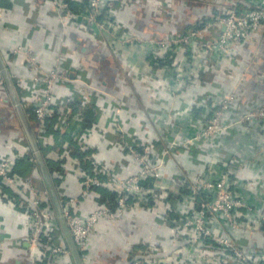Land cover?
<instances>
[{"label":"built area","instance_id":"1","mask_svg":"<svg viewBox=\"0 0 264 264\" xmlns=\"http://www.w3.org/2000/svg\"><path fill=\"white\" fill-rule=\"evenodd\" d=\"M45 2L56 11L62 32L71 29L94 40L108 41L121 65L113 79L118 82L128 77L141 86L151 115L141 123V133L127 130L121 116L125 104H98V98L106 100L107 95L92 89L96 78L78 87L76 83L83 81L86 70V65L76 60L80 43L69 47L48 72H43L32 49L19 46L13 52L27 56L31 75L18 77L14 83L24 108H31L34 113L44 148H52L58 142V135L47 132L54 117L55 130L62 132L71 124L82 122L83 110L92 106L96 111L97 119L90 127L71 132L90 169L83 166L82 159L71 156L68 143L63 145L67 151L59 156L67 161V173L79 180L80 194L63 197L55 184L84 264L89 262L90 239L100 221L117 224L129 214L157 212L162 205L165 214L157 220L171 228L174 243L187 239L189 249L194 251L192 259L189 250L187 257L182 255L180 264H264V248L246 252V247L238 242L256 234L264 239V0ZM187 6L202 9L181 33L171 28L165 36L144 35L131 31L123 20L124 13L137 7L139 12L154 16L156 13L151 25L161 23L159 26L163 27L166 11L176 16L184 13ZM8 12L0 8V19ZM253 46L257 51L253 55L249 52V57L258 63L250 69L246 68L249 61L242 58V52ZM131 50L145 51L152 65L146 69L138 67L127 55ZM245 68L240 78L245 92L238 86L229 91L223 87L232 75ZM206 76L216 80L207 83ZM206 84L217 92L186 99ZM0 88H6L1 70ZM63 89L69 93L62 94ZM77 98L81 110L75 112L73 103ZM179 101L182 102L176 109ZM3 102L10 103L8 97ZM154 108H161L162 112L156 113ZM106 116L108 132L103 128ZM242 136L253 142V156L249 149H243L240 157L228 155L223 143ZM102 139L112 154L124 155L131 164L134 162L132 174L126 176L122 165H107L98 148ZM13 143L11 153L0 152V198L20 220L22 238L17 241L23 252L22 261L74 264L36 159L27 176L17 169L32 151L25 133L17 134ZM56 155V151H50L47 156L56 160ZM173 159H188L197 168L195 180L169 175L167 166ZM37 180L43 186L38 187ZM168 182L173 183L171 190ZM101 190L114 194L115 202L107 200L102 204ZM246 190L253 194H246ZM80 202L93 203L94 209L86 217L76 211ZM180 206L186 209L180 210ZM0 232V243L14 240L4 216H0ZM128 264L165 262L161 258L137 257Z\"/></svg>","mask_w":264,"mask_h":264},{"label":"crops","instance_id":"2","mask_svg":"<svg viewBox=\"0 0 264 264\" xmlns=\"http://www.w3.org/2000/svg\"><path fill=\"white\" fill-rule=\"evenodd\" d=\"M190 1L202 2L203 0ZM187 7L188 9H186L184 13L176 16L166 11L163 16V21L160 20L163 22V27L159 26L161 23L151 25L152 22H154L155 16L157 17L156 13L154 16L151 13L139 12L140 10L137 7H133L128 12L124 13L123 20L128 24L131 31L143 33L144 35L165 36L167 33L166 31H171V28L181 33L185 32L190 27L191 21L195 20V17L200 13L199 10L202 9L196 10L193 6ZM0 8L9 11L5 18L0 19V51L9 65L13 80L18 77H29L31 75L26 54H13L17 47L24 46L25 48L35 51L42 65L43 72H48L52 69L56 60L65 53L69 47H72L75 43H80V50L77 51L76 60L83 62L86 65V70L82 73L83 81H78L76 83L78 87L84 82L96 78L94 79L92 89H97L100 92L103 91L105 95H107L106 100L98 98V104L106 106L108 104L111 106V104L116 101L125 104L126 110L121 116L126 122V129L130 131L136 130L141 133V123L143 121H148L151 116L148 114L147 103L145 102L146 96L142 93V87L138 86L136 83L134 84L128 77H126L124 81L118 82L113 79V77H116V70L120 69L121 65L114 54V50L111 49L107 43L108 41L94 40L86 34L75 32L71 29H68L65 33L62 32L61 27H59L56 11L49 3H46L45 0H0ZM165 22H167L169 28L166 27L167 24H165ZM263 39L264 35L262 36V40ZM255 51H257V47L253 46L246 49L245 52H242V58L245 57L243 59L249 61V63L246 64V68L252 69L257 66L258 62L252 58L250 60L249 57V52H253L251 53L253 55ZM127 55H129V59L134 61L137 66L142 69H146L152 65L147 56H145V51L139 52L137 50L136 52L131 50ZM253 60L254 63H252ZM246 68L243 70L240 69L236 76L232 75V78L227 84H223V87L228 88L229 91L234 90L231 89L232 87L238 86L244 91L246 87L241 86L240 78L244 75V70H246ZM204 79L209 81L207 83H211L215 78L206 76ZM207 86L208 84L202 85L201 88L192 91L186 99L201 95L198 96L199 98L206 93L208 94V92H210L209 94L217 92L214 86H212L213 88ZM17 92L20 97V90L17 89ZM91 92L95 93L94 90H91ZM68 93L69 91L63 89L62 94L67 95ZM6 97H8L10 101L8 104L3 102ZM181 102L179 101L177 103L178 107H176V109L179 108ZM9 104L13 106L8 89L0 88V110H3L4 106ZM90 107L89 109L91 110L92 108ZM24 109L28 108L25 107ZM91 111H94V109ZM154 111H156V113H161L162 109L154 108ZM94 112L96 115V111ZM13 118L14 116L9 115V119ZM6 119H8L7 115L1 116L0 114V152L8 154L12 152L11 146L14 145V138L20 132L24 133V130L3 129L1 125L5 124ZM27 122L32 133L35 134L31 128L33 124L36 134L41 137L39 125L36 120L34 119L32 124L28 119ZM103 126L105 131H110L108 130L110 129L108 125V116L104 118ZM48 142H52V140L48 139ZM107 146L108 143L104 139L98 143L99 152L103 157L105 156L104 158L107 161V165L109 167L115 166L116 164L122 165L124 168L123 173L126 176L130 173L132 174L136 168L135 165H133L134 162L132 161L133 164H131L130 159L124 155L116 156V154H112ZM252 146L253 142L249 138L242 136L232 141H225L223 143V150H226L228 155L237 154L240 157L241 153H243V149H249L248 152L253 156L251 151ZM66 151H59L55 156L56 161H62V170L56 175L57 187L63 197L77 196L80 194L81 190L80 182L76 177L67 173V168L65 167L67 162L66 159L61 160L59 158V156L62 157ZM72 157L76 158L74 156ZM196 170L197 168L192 165L188 159L181 162L173 159L167 166L169 175L188 180H195L194 172ZM251 171L252 170H250L249 173H251ZM168 183V189L171 190L173 183ZM37 186H43L41 180H37ZM245 193L253 194L250 190H246ZM183 208L186 209L180 206V210H184ZM93 209L94 206L92 202H80L79 205L77 204L76 206V211L83 217L88 216ZM155 211L157 212H134L127 215L125 219L117 224L109 220L100 221L90 239V258L87 264H128L132 259L137 257H146L147 259L153 257L161 258L165 264H180L179 261H181L182 255L183 257H187L189 251L190 258L192 259L194 257V251L189 249L188 240L181 239L178 243H174L171 236V228L161 224L160 221L157 220L160 216H164L165 206H158V209ZM0 216H4L7 230L13 235L14 239L12 241L0 243V264H25L21 258L23 252L20 251V246L17 241V239L22 238V233L18 228L20 220L16 213L11 210L10 206L4 203L1 198ZM216 225L220 227L218 223H216ZM1 237L2 233L0 232V241ZM238 242L244 248L246 247V252H252L253 250L257 251L264 248V239L259 237L258 234L241 238ZM195 260L196 259L192 261Z\"/></svg>","mask_w":264,"mask_h":264},{"label":"water","instance_id":"3","mask_svg":"<svg viewBox=\"0 0 264 264\" xmlns=\"http://www.w3.org/2000/svg\"><path fill=\"white\" fill-rule=\"evenodd\" d=\"M0 70L2 72V75L5 79L6 88L8 89L9 97L13 103L15 114L19 117L24 133L26 135V138L29 142V145L31 147V150L34 154V157L36 159V162L38 164L40 173L42 175V179L44 181V185L47 189L50 202L52 204V207L54 208V211L56 213L57 219L59 221L60 227L62 229L64 239L66 241V244L70 250L72 259L74 264H84V261L81 257V254L73 240V237L71 235L70 229L67 224V220L65 218L61 200L58 194V191L56 189L55 183L53 181V178L50 174V171L48 169L46 159L41 151V148L39 146V143L35 137V135L30 130V127L28 126L25 110L23 107V104L20 100V97L18 95L12 74L10 72V69L0 51Z\"/></svg>","mask_w":264,"mask_h":264},{"label":"trees","instance_id":"4","mask_svg":"<svg viewBox=\"0 0 264 264\" xmlns=\"http://www.w3.org/2000/svg\"><path fill=\"white\" fill-rule=\"evenodd\" d=\"M80 105H81V101L79 98H77L76 101L73 103V109L75 112H78L81 110ZM90 108H92L91 110H93V107H90ZM24 110H25V114L27 116V119L32 124V121L35 119V116H34L32 109L29 108V109H24ZM91 110L89 108L83 110L84 120H82V122H80V123L71 124L69 126V128H66V130H64L62 132H57L55 130L56 124H57V117H54L47 126V132L48 133H55L56 135H58L57 145H55L52 148H44V146L41 144V139L36 134V131L33 128V124H32L31 128L35 133L34 135H35V137L39 143L41 151H42V153L46 159V163H47L48 169L50 171V174H51L53 181L56 185H57L56 175L58 172H61V170H62V168H61L62 161H56L55 159H50V158H48L47 155L49 154L50 151H56L57 153L59 151L62 152L64 150V148H63L64 143H68V150L70 151L71 155L74 157H79L80 159H82L83 166L86 169H90L89 163L85 162V160H83L84 156H85L84 153H82L80 151L76 141H74L72 139L71 132H74V131L79 132L85 128L90 127L93 124V122L97 119V115H95V112L91 111ZM34 160H35V157L31 151V154L28 155L27 158L21 160L18 163V165H17L18 171L21 174L27 176L30 173V171L33 167V164H35ZM101 194H102V198H101L102 204L105 203L107 200H109L111 203L115 202V195L114 194H112L108 191H105V190H102Z\"/></svg>","mask_w":264,"mask_h":264},{"label":"rangeland","instance_id":"5","mask_svg":"<svg viewBox=\"0 0 264 264\" xmlns=\"http://www.w3.org/2000/svg\"><path fill=\"white\" fill-rule=\"evenodd\" d=\"M1 116L7 115L8 119H6L5 124L1 125L3 129H12V130H20L22 131V126L19 117L17 114H15L13 119H9V115H12L15 113L14 108L12 104H9L7 106H4L3 110H0Z\"/></svg>","mask_w":264,"mask_h":264}]
</instances>
